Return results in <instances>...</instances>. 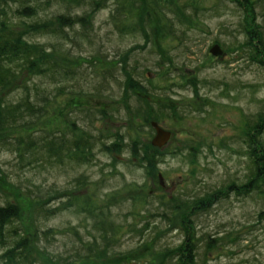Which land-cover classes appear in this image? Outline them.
Listing matches in <instances>:
<instances>
[{"label": "rangeland", "instance_id": "rangeland-1", "mask_svg": "<svg viewBox=\"0 0 264 264\" xmlns=\"http://www.w3.org/2000/svg\"><path fill=\"white\" fill-rule=\"evenodd\" d=\"M169 1L171 9H176L191 0ZM193 1L203 9L198 12L199 19L196 16L187 23L189 28L185 42L169 37L157 39L150 48L147 45L145 49L133 50L134 61L130 60L142 68L147 67L138 76L151 91L137 92L139 96L134 95L132 105L135 106L140 99L145 100L146 105L152 104L154 112L161 113L160 108H163L164 116H158V122L172 134L160 149L164 151L157 166L163 172L161 184L147 175L136 162H129L127 148L116 154L118 161L112 167V160L102 153L98 154L94 164L82 167L68 165L61 169L57 165L40 167L38 164L19 168V159L11 148L0 146V203L8 200L18 204V223L31 237H34L36 225L38 229L50 228L48 241L41 233L38 234L39 245L68 264H73L80 256L82 260L79 264H167L161 261L164 247L183 243L184 233L166 225L160 218L146 216V206L138 202L139 198L147 192L169 195L185 186L186 193L191 194L202 191V184L209 190L227 185L232 180L239 183V178L245 173L247 158L239 152L242 146L239 134L245 120L251 118L253 121L257 112L264 111V50L258 49L261 52L257 54L242 44L245 36L239 22L244 12L236 2ZM147 8L153 12L151 7ZM246 8L247 21L251 22L252 12L248 6ZM260 9H264V1L255 3L257 13ZM107 14L108 8L102 9L95 20L100 35L96 39L103 41L109 61L99 65L118 69L121 66H116L115 59L119 56L113 58V55H121L133 43L142 45L143 39L140 35H115L111 27L102 24ZM7 15L13 17L10 11ZM2 19L8 20L6 15ZM134 21L132 19L128 23ZM105 33L110 34V38ZM26 37L46 46L55 42L53 36L43 33ZM216 40L223 45H220L223 54L219 57L209 51ZM253 44L256 45V41L253 40ZM83 46L86 50L82 55L88 56V49ZM75 50L78 52L77 48ZM250 56H254V60ZM86 61L82 63L83 68L88 65ZM68 65L76 66L75 62ZM146 73L148 76L145 79L143 74ZM90 85L76 86L73 93L62 97L59 104L50 108L45 122L32 129L60 128L67 133V120L76 121L81 126L87 123L78 111L89 107L107 111L106 117H95L99 120L94 128L91 127L93 132L100 131L106 135L105 138L116 132L123 133L126 110L122 95L106 97L84 92ZM113 87L118 86L114 84ZM144 130L146 133L142 136H136V132H131V135L143 142L151 141L153 133L150 130L147 132L145 126ZM109 138L106 140L110 141ZM190 148L197 153L195 159L187 154ZM80 173L98 183L95 182L94 188L70 189L74 187L72 180ZM101 179L104 182H100ZM193 179L197 180L194 182ZM64 189L75 204L52 216L36 215V198L40 193ZM54 193L52 195L56 196ZM87 195L92 197L90 206L111 205V218L116 223L114 232L104 235L105 240L98 238L99 247L93 250L96 253L89 252L88 246L92 235L99 236V230L92 223L93 216L81 207ZM60 200L55 198L47 205L55 206ZM261 206L252 196H240L236 192L227 194L210 206L198 217L200 226L195 227L196 235L204 236L202 247L196 252V264H264V219L257 216ZM182 219L185 221L184 215ZM208 233L214 241L206 238ZM208 240L211 246L207 250L205 241ZM32 250L39 253V257L45 254L43 249L36 250L35 247Z\"/></svg>", "mask_w": 264, "mask_h": 264}, {"label": "trees", "instance_id": "trees-1", "mask_svg": "<svg viewBox=\"0 0 264 264\" xmlns=\"http://www.w3.org/2000/svg\"><path fill=\"white\" fill-rule=\"evenodd\" d=\"M232 1L241 6L244 12L239 22V28L245 36L242 44L259 54L261 51L258 49L264 50V9L257 13L255 3L261 4L264 0ZM169 3V0H0V146L11 148L19 159V168L32 164L40 167L57 165L61 169L68 165L82 167L96 163L98 154L102 153L112 160V167L118 161L116 154L127 148L129 162H136L147 175L161 184L159 176L162 177L163 172L157 166L164 151L160 150L161 147L153 146L151 141L143 142L131 135V132H136V136H142L146 133L145 126L147 132L150 130L154 136L155 130L150 122H158V118L164 116L163 108H160L161 113L154 112V106L150 103L146 105L145 100L138 99L135 106L131 103L137 92H151L138 76L147 67L142 68L137 62H132V51L136 48L145 49L147 45L150 48L157 39L169 37L177 42L186 41L187 23L197 17L199 19L198 12L203 8H199L193 0L183 3L181 7H174L176 9H171ZM247 6L252 12L251 22L247 21ZM147 7H151L153 12ZM105 8H108V14L102 24L111 27L115 35H140L143 39L142 45L133 43L121 55L115 52L113 58L119 56L115 59L116 66H121L118 69L99 65L109 62L103 41L96 39L100 36L97 32L99 26L95 23L97 13ZM8 11L13 14L12 18L7 15ZM4 15L7 21L2 19ZM132 19L135 21L129 24ZM37 33L53 36L55 42L46 46L26 37ZM105 35L110 38V34ZM214 42L223 47L218 40ZM83 44L88 49V56L82 55L86 50ZM250 57L254 60V56ZM84 60H87L88 65L83 68ZM74 62L76 66L68 65ZM147 74H143L145 79ZM36 77L38 80H35ZM85 84H91L84 91L88 94L106 97L122 95L126 110L123 133L109 135L107 138L111 140L107 141L106 135L100 131L93 132L94 124L99 120L95 117L104 118L107 111L89 107L78 111L87 123L81 126L76 121L67 120V133L60 128L35 129L37 124L45 122L50 108L59 104L62 97L73 93L76 86L83 87ZM114 84L118 87L114 88ZM14 91L18 92L17 95H14ZM255 117L253 121L251 118L244 121L239 134L242 145L239 152L247 158L245 173L239 178V183L232 180L227 185L209 190L202 184V191L191 194L186 193L185 186L169 195L147 192L139 198L138 202L146 206V216L160 218L166 225L174 226L184 233L183 243L164 247L161 261L167 264H196V252L202 247L201 240L204 238L202 234L199 237L196 235L195 227L200 226L198 217L227 194L236 192L240 196L257 199L262 205L257 210V216L264 219V111L257 112ZM187 154L192 159L197 156L194 148H190ZM196 180L193 179L194 182ZM99 181L104 182L103 179ZM95 182L98 183L80 173L72 180L74 187L70 189L93 187ZM26 187L30 188L28 185ZM65 191L67 189L53 190L57 197L51 191L40 193L36 198V215L43 213L45 217L52 216L75 204ZM55 198L61 200L55 206L47 205ZM91 199L87 195L81 207L93 216L92 223L99 230V236L92 235L88 246L89 252L96 253L93 250L99 247L98 238L105 240L104 235L114 232L116 223L111 218V205L90 206ZM19 217L17 203L8 200L0 203V264H68L39 245L38 234L41 233L48 241L52 231L50 228L38 229L36 225L34 237H31L19 225ZM209 236L206 238L214 241ZM210 241H205L207 250L211 246ZM35 247L36 250L43 249V257L32 252ZM78 259L73 264H79L82 257Z\"/></svg>", "mask_w": 264, "mask_h": 264}, {"label": "water", "instance_id": "water-1", "mask_svg": "<svg viewBox=\"0 0 264 264\" xmlns=\"http://www.w3.org/2000/svg\"><path fill=\"white\" fill-rule=\"evenodd\" d=\"M209 51H210V53L212 55H215V56H219L220 54L223 53V50H222V48L220 47V45L218 43L213 44L210 47ZM150 124L155 130V134H154V136L151 139V144L153 146H157V147L163 146L169 140L170 135H171V131H169L168 129L162 127L156 121H151ZM159 178H160V181H161L162 177L159 176Z\"/></svg>", "mask_w": 264, "mask_h": 264}, {"label": "bare ground", "instance_id": "bare-ground-1", "mask_svg": "<svg viewBox=\"0 0 264 264\" xmlns=\"http://www.w3.org/2000/svg\"><path fill=\"white\" fill-rule=\"evenodd\" d=\"M172 135V134H171Z\"/></svg>", "mask_w": 264, "mask_h": 264}]
</instances>
